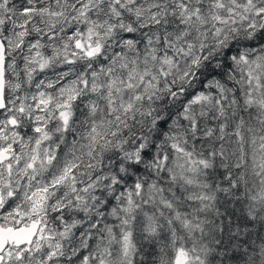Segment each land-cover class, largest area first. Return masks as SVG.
<instances>
[{"label": "snow or ice", "instance_id": "1", "mask_svg": "<svg viewBox=\"0 0 264 264\" xmlns=\"http://www.w3.org/2000/svg\"><path fill=\"white\" fill-rule=\"evenodd\" d=\"M0 264H264V0H0Z\"/></svg>", "mask_w": 264, "mask_h": 264}]
</instances>
